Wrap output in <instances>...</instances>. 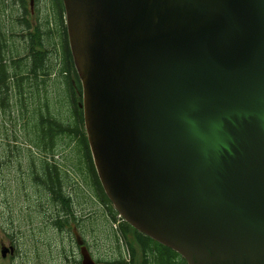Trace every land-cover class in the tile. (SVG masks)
Here are the masks:
<instances>
[{
	"label": "water",
	"instance_id": "water-1",
	"mask_svg": "<svg viewBox=\"0 0 264 264\" xmlns=\"http://www.w3.org/2000/svg\"><path fill=\"white\" fill-rule=\"evenodd\" d=\"M63 2L118 213L188 264H264V0Z\"/></svg>",
	"mask_w": 264,
	"mask_h": 264
},
{
	"label": "trees",
	"instance_id": "trees-1",
	"mask_svg": "<svg viewBox=\"0 0 264 264\" xmlns=\"http://www.w3.org/2000/svg\"><path fill=\"white\" fill-rule=\"evenodd\" d=\"M43 2L47 9L39 8L33 30L27 19L30 12L25 0H16L17 8L12 7L14 3L7 5L6 0H0V108L5 116L17 112L12 121L15 129L19 126L25 141L40 152L46 156L64 152L65 172L62 173L45 160L38 162L31 154H24L29 185L42 199H48L57 210L63 209L60 215L63 211L71 215L70 209L59 203L62 191L75 183L68 174L71 171L96 200L109 206V214L115 218L117 213L99 180L85 133L84 113L79 106L82 87L69 45L63 1L38 0L39 4ZM28 45V55H25ZM12 89L16 102H11ZM18 154L16 157L20 160L21 154ZM19 169L22 170L21 164ZM75 200L82 206L85 193L75 190ZM57 221L71 226L68 218L59 217ZM122 230L127 238L133 232L134 242L142 250L141 264H187L179 254L130 226L125 224ZM127 242L133 257L131 264H137L136 248L131 241Z\"/></svg>",
	"mask_w": 264,
	"mask_h": 264
},
{
	"label": "rangeland",
	"instance_id": "rangeland-1",
	"mask_svg": "<svg viewBox=\"0 0 264 264\" xmlns=\"http://www.w3.org/2000/svg\"><path fill=\"white\" fill-rule=\"evenodd\" d=\"M27 2L28 10L33 12L34 9H31L30 0H27ZM46 12L47 11H42L44 14ZM28 18L31 25H37V19L34 14ZM29 47L28 45V49ZM2 116L5 118L4 112L3 114L0 112V118ZM8 125L9 127L7 130L10 131V124ZM1 127L5 128L0 119V131ZM3 128L2 130L5 131L6 128ZM12 132L14 134V128ZM10 135L13 137L11 133ZM15 152L22 154L25 153L26 150L19 147L15 149ZM3 155L4 154L0 152V157ZM24 156L21 155L20 159L23 160ZM23 162L24 161H22L21 165L22 170L19 169L17 159L12 160L10 166L0 164V228H4L9 232L14 238V242L19 245L22 254L25 256V258L21 257L15 260L14 264H74L72 259L77 255L78 247L75 245L74 233L69 229V227H74V220L71 217V226H65L66 228L64 230H60L57 227L61 225L59 223L60 221H57V217L60 216V214L58 212L56 216L53 212L55 211L56 213L59 211L57 210L58 208L56 206L53 207L48 202V199H42L36 190L29 185L27 179L28 169ZM71 199V193L67 190L66 196L62 202L66 205L65 207L70 209L71 215L80 220L86 212H84V209H82L80 205L75 204L73 199V203L70 202ZM67 200H69V203H67ZM52 214L54 216H52ZM82 234L86 233L82 232ZM1 237L3 238L4 235H1ZM86 237L90 242L88 243L91 254L96 262L106 264L115 262L114 259L110 258V254L108 253L107 247L104 246L103 241L99 240V238L96 239L98 246L101 248L103 246L101 250L97 245L92 243L91 235L86 234ZM131 240L137 251L136 263L141 264L142 250L132 238ZM38 250L41 255H44V259L43 257H40L41 259L37 258ZM26 254H28V256H26ZM0 264L12 263L3 262L0 256Z\"/></svg>",
	"mask_w": 264,
	"mask_h": 264
},
{
	"label": "flooded vegetation",
	"instance_id": "flooded-vegetation-1",
	"mask_svg": "<svg viewBox=\"0 0 264 264\" xmlns=\"http://www.w3.org/2000/svg\"><path fill=\"white\" fill-rule=\"evenodd\" d=\"M37 2L38 0H31V4H33V6L37 4ZM36 157L42 159L41 155H36ZM60 172L62 173V171ZM104 233L109 236L112 235L108 226L104 227ZM1 235H4V237L2 238ZM0 256L3 262L12 264H14L15 260H18L21 257L25 258L24 254H22L21 252L19 245L14 242V238L4 228H0ZM26 256H28V254H26ZM40 257H43L44 259V255H41L38 250L37 258L41 259Z\"/></svg>",
	"mask_w": 264,
	"mask_h": 264
}]
</instances>
